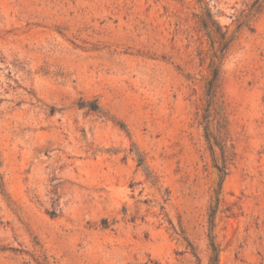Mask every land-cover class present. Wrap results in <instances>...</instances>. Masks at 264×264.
Wrapping results in <instances>:
<instances>
[{
  "label": "rangeland",
  "instance_id": "rangeland-1",
  "mask_svg": "<svg viewBox=\"0 0 264 264\" xmlns=\"http://www.w3.org/2000/svg\"><path fill=\"white\" fill-rule=\"evenodd\" d=\"M0 264H264V0H0Z\"/></svg>",
  "mask_w": 264,
  "mask_h": 264
},
{
  "label": "trees",
  "instance_id": "trees-1",
  "mask_svg": "<svg viewBox=\"0 0 264 264\" xmlns=\"http://www.w3.org/2000/svg\"><path fill=\"white\" fill-rule=\"evenodd\" d=\"M205 25L207 26V23H205ZM217 78H218V71L215 70V71H214V74H213V77H212V79L210 80V83H209V89H208V93H209V94H213V90H214V86H215V83H216V81H217ZM205 118L208 119V115H206ZM207 129H208V125H206V131H207ZM211 136H212V135H211L209 132H206V137H207V139H208V141H209V143H210V149H211L212 153L214 154V144L211 143V141H210V137H211ZM216 140H217V139H216ZM215 143L220 145V143H219L218 141H215ZM220 146H221V149L224 150V148L222 147V145H220ZM224 154H225V153H224ZM215 166H216V168L218 169V171L220 172V175H221V182H222L223 179H224V177H225L226 174H227V172H226V170H225V166L222 165V164H219V163H215Z\"/></svg>",
  "mask_w": 264,
  "mask_h": 264
}]
</instances>
